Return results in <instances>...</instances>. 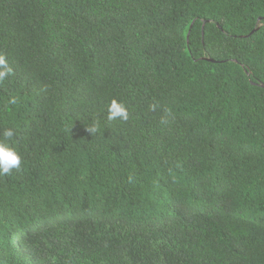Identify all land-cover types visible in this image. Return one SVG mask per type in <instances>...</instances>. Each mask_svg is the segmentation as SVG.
Masks as SVG:
<instances>
[{
    "label": "trees",
    "instance_id": "16d2710c",
    "mask_svg": "<svg viewBox=\"0 0 264 264\" xmlns=\"http://www.w3.org/2000/svg\"><path fill=\"white\" fill-rule=\"evenodd\" d=\"M0 55V142L22 158L0 176V264H53L67 205L100 264H264V0H0ZM82 70L131 92L127 122Z\"/></svg>",
    "mask_w": 264,
    "mask_h": 264
},
{
    "label": "clouds",
    "instance_id": "9594fccd",
    "mask_svg": "<svg viewBox=\"0 0 264 264\" xmlns=\"http://www.w3.org/2000/svg\"><path fill=\"white\" fill-rule=\"evenodd\" d=\"M11 73L12 68L5 57L0 55V81L11 75ZM72 82L78 91L85 95L90 94L91 101L96 104L107 106V120L122 122H127L129 120V113L132 112L128 98L131 92L125 89V86H121L118 83L117 77L113 73L104 71H101V73L95 71L85 73V70L77 71L73 74ZM85 83L90 84L91 92L90 89H82ZM15 102L16 101L13 99L12 103ZM149 108L154 111L156 105L150 104ZM170 116L171 114L165 109L164 114L160 118V123L162 125L168 124ZM99 127V122H95L87 127V131L94 134L99 131ZM14 135L15 131L12 128H6L3 131L5 141L10 140ZM21 163V155L14 147L6 142H0V176L9 175L14 169L19 170ZM138 168L139 182L151 177L156 180L157 184L160 182V178H158L160 171L156 163L148 159H142L138 161ZM128 182H133L131 176L128 177ZM63 209L71 214L72 220H70V216L67 214H62L60 216L61 229L52 242L43 245L42 257L48 255V260L53 259V264L54 261L57 264H100V257H93L89 252L70 241L72 232L75 230L74 228L80 224V221L84 217L82 208L67 205L63 206ZM48 220L56 221V218L44 215L40 218V223H45ZM59 255H61V258L58 257Z\"/></svg>",
    "mask_w": 264,
    "mask_h": 264
},
{
    "label": "water",
    "instance_id": "95a60500",
    "mask_svg": "<svg viewBox=\"0 0 264 264\" xmlns=\"http://www.w3.org/2000/svg\"><path fill=\"white\" fill-rule=\"evenodd\" d=\"M188 35H189V33L187 34V39H188ZM211 61H214V60H212V59H210Z\"/></svg>",
    "mask_w": 264,
    "mask_h": 264
}]
</instances>
